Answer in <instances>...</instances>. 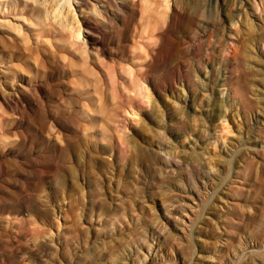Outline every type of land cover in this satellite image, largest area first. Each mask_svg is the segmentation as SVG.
I'll return each instance as SVG.
<instances>
[{
  "label": "rangeland",
  "instance_id": "obj_1",
  "mask_svg": "<svg viewBox=\"0 0 264 264\" xmlns=\"http://www.w3.org/2000/svg\"><path fill=\"white\" fill-rule=\"evenodd\" d=\"M177 2L170 0L168 23L172 15L182 11ZM190 2L193 4V0ZM200 2V12L196 11L200 16L193 28L196 37L191 35L195 41H185L181 48L183 50H175L179 57L185 52L194 51L190 64L187 63L184 68L191 66L193 73L196 72L194 75L192 73L190 78L183 76L169 90L167 86L158 84L155 80L157 74L154 73L153 83L149 84L152 103L146 104L139 99L143 109L137 116L128 114H133L128 98L130 93L117 85V99L112 101L114 86L106 76L103 78L109 88L106 109H110L113 103L118 106L119 126L123 128V133H117L118 137L133 138L140 147L163 160L160 164L152 165L153 167H149L150 163L137 166L131 165L127 159L131 151L129 154L128 151H123L127 155L122 151L118 153L116 168L126 175V180L130 183L127 193L137 192L138 196L134 198L136 203L126 195L123 196V193L116 192L110 201L112 207L117 208L118 205L123 209L124 201L129 207V215L127 214L123 224L117 228L109 226L105 229V217L100 219L101 222L97 217L92 221L82 219L83 240L79 239L77 242L69 240L71 219H64L59 214V205L67 209L70 201L68 170L110 168V173L104 176V183L116 186L119 178L114 176L115 172L110 167L114 159L111 153H99L94 144L90 145L85 141L82 131L91 126L81 125L75 117L74 113L81 111V103L76 102L79 104L77 107L70 99L71 92L68 89L74 79L64 73L61 63L56 65L52 62L54 58L47 56L50 59L47 60L49 71L45 70L48 77L42 82L44 87L41 92L36 86L38 76L35 69L32 67V74L28 68L25 69L28 72L22 71L25 68L24 61L27 60L23 59L26 58V48L36 46L41 38L39 33H35L40 32V28H31L34 22L30 21L34 19L30 8H26L28 11L1 9L0 39L8 41L12 46L16 45L18 53L14 60L9 55L6 60L11 61L7 65L17 67L16 74L5 69L6 64L0 67V264H222V255L223 264H228L241 242L252 244V248L248 250L252 253L248 254L246 251L245 254L249 256L248 259L246 256L245 262L247 260L249 264L251 261V264H263L257 256L264 254V245L257 248V244L264 238V228L260 227L264 211L262 212L263 207H259L264 202V160L261 159L264 155V41L262 44L258 43L257 47L248 44L253 30L254 35H260L261 32L264 38V14H260V9L256 11L260 8L258 6L261 0L256 3L255 0ZM49 3L52 4V0ZM114 7L107 9L105 13L107 20L103 25L109 29L114 26L116 32L109 36L110 54L104 60L106 69L101 67L112 75L113 67L120 68L119 58L127 59L123 63L128 68L133 52H139L147 42L146 37H141L142 28L140 34L135 33V27L140 24L138 9L141 7L137 8L136 14L131 11L130 6L126 9ZM188 8L191 13L192 8ZM193 10L192 13L195 12ZM70 15L71 22L77 28L80 25L78 20L83 19V15L79 13L75 17L73 12ZM20 29L26 39L24 36L21 39V33L18 35ZM256 31H260L259 34ZM15 35L20 38L17 39ZM85 36L94 46L98 44V40L93 41L87 31L83 32L81 40ZM94 46L92 47L95 49ZM238 49L240 53L249 51L253 56L252 61H247L250 58L245 59L243 56L235 60V54H240ZM34 60L32 58L28 63L33 66ZM165 65L164 62L159 63L157 69L163 70ZM237 65L244 66V73L236 71ZM40 99L47 104L42 106ZM225 104L227 108L223 110ZM151 107L155 111H151ZM180 110L183 111L182 116L178 115ZM170 112H174L175 116ZM222 114L227 118L219 119L218 116ZM42 115L46 117L45 124L41 121ZM194 119L198 120L195 122ZM185 120L189 122L182 129L181 121ZM52 125L54 132H50ZM141 125L146 126L144 128H148V132L143 134ZM224 125L229 127V131ZM221 135L226 137L225 141L219 139ZM89 139L102 141L95 137ZM76 149L80 156L82 152H86L85 159L76 158ZM193 157L198 161H193ZM74 159H78L79 163L74 162ZM151 168H154L153 171ZM129 172L130 175L127 176ZM231 186L236 187V193L231 194ZM138 190L143 191L139 193ZM90 191L87 188L85 192L86 195L89 193L88 199ZM102 192L101 189V194L104 193ZM103 196L105 199V195ZM122 198L125 200L122 201ZM233 199L239 204L233 214V229L227 230L225 224L232 214ZM58 218L61 220L60 224L63 223L60 237H57V230H54V242L49 236H42L41 239L42 229L55 226ZM33 221L37 224L31 226ZM254 229L258 234L262 233L263 237L256 235ZM252 232L256 238H250ZM38 244H42L44 248L42 253L36 252ZM254 248L255 251H252ZM109 250L121 252L120 260L112 261ZM259 251L263 254L259 255ZM255 253L256 258L253 257Z\"/></svg>",
  "mask_w": 264,
  "mask_h": 264
},
{
  "label": "bare ground",
  "instance_id": "obj_2",
  "mask_svg": "<svg viewBox=\"0 0 264 264\" xmlns=\"http://www.w3.org/2000/svg\"><path fill=\"white\" fill-rule=\"evenodd\" d=\"M177 1H178L177 4L181 5L182 11L180 13L178 12V13L174 14V16L172 15L171 21H170V23H168L167 22V15L170 12V11L168 12V10L170 8V0H52V4L49 3L50 0H0V11L2 8L3 9L5 8L6 10L7 9L17 10L18 9L21 11L22 10L28 11L30 8V12L33 16L32 19H34V20L30 19L31 20L30 22L33 21L34 24L32 25V23H31L29 26L32 25L31 28H33V26H35L36 29L40 28V30L37 29L40 32L35 31V33L37 32L41 36V38H39L36 46L33 45V47L29 46L26 48V53H25L26 58H23V59H27V60H25V61L23 60L25 68L22 67L23 68L22 71L23 70L25 71V69L28 68L27 70L30 69L31 72L29 71V73L32 74V70H33L32 67L35 69L36 74L38 76L36 86H37L39 92H41L40 90H42L44 87V84H42V82H45L47 77H48L47 76L48 72H46V71H49V69H48L49 67L47 65V60H50V59H48L47 56H52L54 58V60L52 62H55V64L61 63L62 67L64 69V73L67 75H70V77H72L74 79V81H72L71 85L69 86L70 89H68L71 92V94H70L71 98L70 99H72L75 103L76 102L81 103V105H80L81 111L78 113L75 112L74 113V114H76L75 117H77V119L79 120L81 125L86 124V126H91L89 128L86 127V129H84L82 131V133L85 137V141L87 143H89L90 145L94 144L96 146L97 150H99V153H103V154H110L111 153V157H113V159H114L111 162L112 165L110 167H112L113 173L115 172L114 176L119 178V181L117 182L116 186H111V183L108 186L106 182L104 183V181H106V179H104V176H106L108 173H110L108 171V170H110V168L107 170H106V168H69L68 177H67V178H69V181L67 182V184H68V188H69L68 192H69L70 201L68 199H66L69 201L67 209H63L59 205V214L64 219H71L72 229H71V232L69 233L70 234L69 240L71 242H77L79 239H82L81 232L84 231L81 228V226L84 225V223L81 224L82 219L83 220L89 219V221H92V219L94 217H97L99 220L102 217H105L103 219L104 221L106 219V222L104 223V226H103V227H105V229L108 228L109 226H111V227L113 226V227L117 228L118 226L123 224L124 220H126L129 207L125 203L124 198H122V201H124V202H122L123 203L122 205L124 206L123 209L119 208L118 205L116 206L117 208L112 207L113 205L111 204L112 202H110V201L114 197L113 194H115L116 192H121V193H123V196L126 195V197L129 198V200H131L133 203L135 202V200H134L135 196H138V194H137V192L132 193V194H131V192L127 193L128 186L130 183L128 180H126V175H124L123 172H121V171L118 172V168H116V161H117L116 156L118 155V153H120L122 151V153L124 154L126 151H128L127 154H129L130 153L129 151H131V153H130L131 155H129V158L127 156V159H129V161L131 162V165L136 164L137 166L138 165L144 166L146 163H150L151 166H149V167H153L152 165H154V164L162 163V160H163L162 158L158 157L157 155H153L149 151L140 147L139 144L137 142H135V140L133 138L129 139V137H128L126 139H123V138H120L121 136L118 137L117 133H123L122 126H119L120 114L118 112V106H115L113 103L110 109H106L107 108L106 102H107V95H108V89L109 88H107L106 80L103 78L106 76L110 80L111 84L114 86L115 91L112 94V101H115L117 99V95H116L117 94V85H121L122 87H124L125 90H127L130 93L128 98H129V102L131 103L130 106L133 109V114L131 112L130 113L128 112V114L129 115L131 114L132 116L139 115L140 110L143 109V106L140 105V100H141V102L143 101L146 104L152 103L151 102L152 97H151V94L149 93L150 92L149 84L153 83L152 75L154 73L157 74V77L155 76L156 77L155 80H157L158 84L167 86L169 88V90L173 88L175 81H178V79H182L183 76L190 78V76L193 73V69L191 68V66L190 67L188 66V69H184V68H186L187 63L190 64L189 61L191 60V56L193 55L192 52H194V51H192L191 53L185 52L186 54H184L182 57H179V55L176 54L177 51L175 52V50L181 49L182 45H183V43H185V41L189 43L190 41L193 40V37L194 38L196 37V35H194V31H193V28L196 26L194 22L196 21L197 17L200 16V13H197V12L198 11L200 12L199 8H201V7H199V6H202V3L200 2L201 0L200 1L193 0V4H190L191 0H177ZM257 1L255 0V3ZM114 3H115V5H114ZM114 6H118L119 9H120V7H123V9L124 8L126 9L128 6H130V9L134 14H136L137 8L141 7V9H138V10H140V13H139L140 14L139 15L140 16V24H139V26L135 27V33L140 34L141 28H142L141 37H146L147 42L144 44V46H142L143 48L142 47L140 48L139 52H136V51L133 52L132 60L129 61V62H131L130 63L131 65H129L128 68H126L124 63H123V62L127 61V59L126 58L122 59L123 57L119 58L120 60H118L119 61L118 64H119L120 68L113 67L112 71H113L114 75H112L110 71L105 72L104 70L101 69V67L106 66L105 65L106 63H104V60H105V58H107L106 56L108 55L109 49H110L108 47L109 36L111 37V34L113 35V33L116 32V29L114 28V26L111 29H109L103 25L107 20L105 17V13H106L107 9H111ZM189 6L192 8L191 13L188 11ZM256 6H258V4ZM258 7H260V8H257L258 10H256V11L258 12L260 9L261 10L260 14L263 15L264 14V3L262 2V0H261L260 5ZM193 9H195V12L192 13V11H194ZM121 11H123V10H121ZM71 12L74 13L75 17H77V15L79 13H81V15H83V19H80V20L77 19L78 24L80 23V25L77 28L75 27V25H73V23H72L73 21L71 22V19H70ZM24 13H26V12H24ZM69 15H70V17H69ZM255 17H256V15H255ZM24 18H26V17H24ZM27 18H29V17L27 16ZM230 18H232V17H230ZM168 19H169V16H168ZM77 20H75V21H77ZM231 20H233V18ZM234 20H235V18H234ZM27 21H29V20L27 19ZM247 21H249V20H247ZM30 22H28V23H30ZM231 23H232V21H231ZM245 24H246V22H245ZM255 25L256 24H254V26ZM250 26H251V24H250ZM250 26H249V28H250ZM8 27H10V26H8ZM251 28L254 29L253 25L251 26ZM261 29L262 28H260V30ZM18 31H19V29H18ZM21 31L22 30L20 29V32L18 35H20ZM31 31H33V30H31ZM84 31H87L91 34L93 41L98 40V44H95V46H94V44H92L91 41L87 40V36H85L81 40V37H82V34ZM253 31L250 34L251 37L249 39L248 44L255 45V46L258 43L262 44V42L264 41V38L261 35V32L256 31V32H258L257 34H259V32H260V35H254ZM180 34L182 36H180ZM192 34L194 35L193 37L191 36ZM18 35H15V36H17V39L19 37ZM23 36L21 33V35H20L21 39ZM4 37H2V38H4ZM6 37H7V35H6ZM122 38H123V36H122ZM25 39H26V37H25ZM13 41H15V40H13ZM18 41H21V40H18ZM193 41H195V39ZM0 42H1V44H3V45L0 44L1 45L0 49L2 48L0 51V65H1L0 67H2V65H4V64L7 65L8 63L11 62L10 60L6 61L9 58L8 55L10 56V59L14 60V58L16 57V55L18 53V48L14 44H13V46L10 45L8 41L6 42V40L0 39ZM18 43H20V42H18ZM95 43H97V42H95ZM26 45H27V43H26ZM92 46H94L95 49ZM258 46H260V45H258ZM251 47H254V46H251ZM123 49H124V47H123ZM137 49H139V48H137ZM181 50H183V49H181ZM122 52H121V54H122ZM239 53H240V50H239ZM22 54H24V53H22ZM118 54H116V56ZM121 54H120V56H121ZM196 54H197V52H196ZM196 54H195V56H196ZM114 55H115V53H114ZM197 55H199V54H197ZM3 56H7V58L3 57ZM242 56L245 59L250 58V59H247V61L251 60L253 57V56H251L249 51L244 50L240 54H238V52H237V54H235V60L236 59L239 60L240 57L243 58ZM32 58L35 59L33 62L34 63L33 66L30 65V63H28V60L30 61ZM253 60H255V57ZM162 62H164V64H166L164 69L163 70H160L159 68L157 69L158 64L159 63L162 64ZM46 66H47V68H46ZM239 66H241L242 68L240 69ZM239 66L236 67V69H237L236 71L241 70V72L238 71V73H244L243 72L244 66H242V65H239ZM5 69H7L11 73H14V74L17 73L15 70V69H17V67L16 68H15V66L13 67L12 64L7 65V67H5ZM103 69H106V67H104ZM118 69H120V70H118ZM29 73H28V75H29ZM195 73H193V75ZM40 82H41V84H40ZM127 84L129 87L127 86ZM40 101L42 103L41 105L45 106L46 102H44V100H42V99H40ZM66 101L68 102V99ZM70 103H72V102L70 101ZM77 104L78 103H76V106H77ZM70 105L72 106V104H70ZM154 105H155V102H154L153 106ZM78 106H79V104H78ZM225 108H227V104H225L223 106V110ZM171 109L174 110L172 107H171ZM151 111H155L154 108H152ZM169 114H171L172 116H175L174 112H172V113L170 112ZM70 115H71V113H70ZM178 115L182 116L183 111H181V110L178 111ZM218 117H219V119H222V118H225L226 116H224L222 114V115H219ZM171 118H173V117H171ZM187 118L189 119V121H191L190 117L187 116ZM45 119H46L45 115L44 116L42 115L41 121L43 124H45V122H44ZM197 120L198 119H196V120L194 119L195 122ZM225 121H227V120H225ZM135 122L137 124H139V122L137 120H135ZM188 122L186 120L184 122L181 121V124H182L181 128L182 129L185 128L186 125L188 124ZM53 127L54 126L52 125V127H50L51 129L49 128L50 132H54L55 129ZM144 127H146V126H142V125L140 126V129L143 130L142 131L143 134L148 132V128H146L147 129V131H146V129ZM224 128H226L227 131H229V127L225 126ZM137 132H139V131H137ZM157 133L159 134L158 130H157ZM222 134H223V132H222ZM89 137H92V138L95 137V138L100 139L102 141L101 142L93 141V140L89 139ZM146 137H148V136H146ZM225 138L226 137L224 135L223 136L221 135L219 137V139H221L222 141H225ZM138 141H139V139H138ZM152 142H150V143H152ZM145 144H146V142H145ZM123 146H125V148H123ZM78 149L75 150L76 158L85 159L86 152H82L81 156H80L78 154ZM123 151H125V152H123ZM167 154H168V152H167ZM261 159L264 160V155L262 156ZM193 161H198V159H195L193 157ZM74 162L79 163L78 159H74ZM211 163L212 162L210 161L209 167H211ZM151 169L153 171L154 168H151ZM263 171H264V169H263ZM129 175H130V172L127 173V176H129ZM107 178H108V176H107ZM101 179H103V180H101ZM263 179H264V177H263ZM100 181H102V182H100ZM116 181H117V179H116ZM61 185H63V183ZM135 187L136 186L134 185V189L137 191V189ZM236 187L238 189L239 186L236 185ZM236 187L235 186L230 187L231 194H234V192L236 193V190H235ZM87 188L91 190L90 191V198H89L90 200L88 199L89 193L87 192V195L85 194ZM144 188H142V189H144ZM101 189L104 192V193L102 192L103 194H101ZM135 190H134V192H135ZM138 191L140 193L143 190L142 191L138 190ZM254 191H255V189H254ZM103 195H105V197H106L105 199L102 198ZM64 197H66V196H64ZM262 198L264 200V197H262ZM262 198H261V200H262ZM107 200H108V202H107ZM231 204H232V208H233L232 214H231V216L228 217V219L226 220V224H225V228L227 230L233 229V214L237 211L239 203L237 202V200L233 199ZM259 207H263V210H262V212H263L264 211V202ZM256 210H258V209H256ZM262 214L263 215H261V217L262 216L263 217H262V219H260V220H262L260 227L264 228V213H262ZM61 217H60V219H61ZM60 219L58 218L56 224H55V221L53 222L55 224V226L49 227L47 229L45 228L46 230L42 229V232L40 233L41 239H42V236L44 238L49 236L52 239V241L54 242V240H55L54 239L55 238L54 237V230H57V233H58L57 237H60L59 234H61L60 233L61 224H63V223L60 224V221H61ZM100 222H101V220H100ZM44 223H45V221H44ZM36 224L37 223H34V221H33L31 223V226L32 225L34 226ZM68 225H70V224H68ZM253 225H254V223H253ZM62 227H63V225H62ZM254 230L256 231V229H254ZM257 230L259 231V228H257ZM258 231L254 232V233H256V235H257ZM63 233H64V231H63ZM258 235L260 237L264 236V235L262 236V233L261 234L259 233ZM36 236H38V235H36ZM252 236H255V234L253 235V232L251 234V237L250 236L249 237L252 238ZM255 238H256V236H255ZM65 239H66V237H65ZM229 239H231V238H229ZM260 239H258V240H260ZM70 241L68 243H70ZM65 242H66V240H65ZM65 242H63V243H65ZM262 242H264V238H263ZM262 242L257 244V248L262 247L264 245V243H262ZM66 243L64 245H66ZM127 244H128V246H130V243H127ZM88 246H89V244H88ZM115 246H117V245H115ZM148 246H150V245H148ZM253 246H256V245H253ZM250 248H252V244L250 245L248 242L247 243L241 242V246L239 247L238 250H236L237 252L229 260L228 264H249L248 263L249 261L247 262V260H246V262H245L244 259H246V256H247L245 254L246 251L248 252V250ZM255 248L252 251H255ZM43 249L44 248H42V244H41V245L37 246L36 252L42 253V251H44ZM263 250H264V248H263ZM46 252H45V255H46ZM93 252H95V250ZM97 252H98V250H97ZM109 252H110L109 256L112 258V261L113 260H116V261L120 260L119 255H121V252L116 253V251H113V250H109ZM250 252H251V250L248 252V254ZM259 252H260V254L259 253L258 254L261 255L262 252L261 251H259ZM70 254H72V253H70ZM251 255H253V254H251ZM255 255L257 256V254L255 253L253 255V257ZM248 256H247V259H248ZM258 257H260V258H258ZM223 258L224 257L222 255L221 260H220L222 264H223V262H222ZM254 258H256V257H254ZM257 258L259 259V261L261 263L264 264V254L262 256H257ZM242 259H243V262H241ZM226 260H227V258H226ZM252 262L253 261H251L250 264ZM98 263H101V261ZM115 263H118V262H115ZM147 264H153V263L149 262Z\"/></svg>",
  "mask_w": 264,
  "mask_h": 264
}]
</instances>
